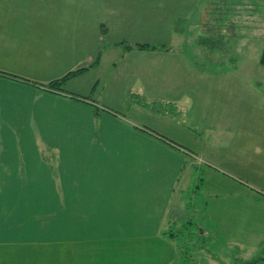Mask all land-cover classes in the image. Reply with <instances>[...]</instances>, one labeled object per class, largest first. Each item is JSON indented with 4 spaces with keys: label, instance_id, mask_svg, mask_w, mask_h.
<instances>
[{
    "label": "rangeland",
    "instance_id": "obj_1",
    "mask_svg": "<svg viewBox=\"0 0 264 264\" xmlns=\"http://www.w3.org/2000/svg\"><path fill=\"white\" fill-rule=\"evenodd\" d=\"M13 2L2 6L0 15L9 17V10L16 1ZM199 2L201 4L188 17L172 21L170 11L147 6L144 0L111 1L117 7L122 5L120 30L109 36L122 42L121 52L126 51L127 45L149 42L161 46L159 55L165 57L154 60L150 66L145 58L140 64L138 54H127L117 70H111L112 65L104 57L97 70L90 69L70 80L76 86L88 88L80 97L90 96L100 106L116 112L117 118L91 107L81 108L84 104L75 100L53 104L41 97L36 106H32L29 100L34 96L29 86L17 79L0 77V175L4 172L6 176L0 178L7 179L6 184L26 185L22 193L11 192V200L25 194L29 197L22 198L24 201L30 199L38 204L40 200L62 199L65 205L71 206L72 197L76 196L72 219L69 217L71 209H58L68 220L65 223L64 218H55L53 224L39 219L24 231L11 233L14 236L11 241L18 244L13 246L14 250L21 254L18 261L31 264H246L257 260L254 264H264V161L258 162V166H249L234 159L228 169L224 166L211 170L208 163L196 157L199 155L194 145L182 139L186 133L199 136L201 130L197 125L208 119L219 120L224 125L233 122L230 131L241 138L264 136V124H256L264 122V68L257 73L251 69L260 67L257 61L264 48V0H223L222 5L227 7L222 9L229 11L226 16L219 10L222 14L218 28L221 37H225L224 40L216 37L215 48L224 41L218 53H208L207 49L196 45L195 38L205 27L202 24L209 23L210 19L201 8L203 0ZM24 3V0L17 1L20 10H17L19 17L15 25L0 21V72L26 81L35 80L26 77L31 63L37 61L38 66L49 55L59 53L63 50L58 47L60 43L69 44L73 58L83 54L95 42L93 23L96 18H102L101 23L106 21L111 26L118 21L113 9L106 10L109 6L104 5L103 0H83V8H78L84 22L89 11L96 18H89L87 25L84 23L76 55L75 50H71V42L76 41L71 38L74 28L67 24L64 35L56 34L59 29L54 27L56 17L52 18L53 27L48 29L37 26L39 22L43 24L40 16L34 26L26 25L35 31L30 35L24 29ZM66 10L68 19L76 16V11ZM175 24L181 27L182 33L175 32ZM103 26L106 27L100 24L99 30L103 31ZM218 28L210 29L215 36ZM206 29L201 33H209V27ZM39 34L52 35L45 48L30 41ZM9 42L12 47L7 46ZM175 50L177 52H172ZM167 51L171 53H163ZM96 53L79 68L94 63ZM177 54L184 59L178 60ZM57 64L58 73L62 63ZM32 70L39 73L40 68ZM30 76L37 75L30 73ZM136 97L146 101L145 106L140 105ZM165 98L191 101H184L187 108L181 113L156 103ZM43 103L47 105L40 106ZM201 106L205 107L201 110ZM33 108L36 109L30 120ZM165 111L170 116L157 115ZM158 118L172 123L176 133L161 132L154 123ZM144 128L162 138L142 131H147ZM163 137L182 150L194 152L192 156L196 159L192 158L190 168L183 166L186 158L181 150L161 140ZM91 156L98 162L109 160L110 164H121L122 177H112L119 179L118 192L101 193V200L106 204L93 200V206L87 204V166ZM181 168H186L183 173V170L180 173ZM140 169H150V173L139 176ZM133 178L140 181L143 189L147 185L149 190L128 191ZM74 180H78L77 191H70L66 184ZM211 187L220 193H212ZM116 195L122 197L117 209L112 207ZM133 196L142 198L136 201ZM154 199L158 202L157 212L163 209L164 215L173 205L170 216L174 220L180 217L179 222L169 224L171 236L170 233L153 234L154 225L150 223L153 224L154 219L141 205ZM31 212L39 213L40 207L28 209L29 216ZM114 217L118 219L112 224ZM102 224L106 230L111 227L108 233L103 231ZM0 248L7 251L5 247Z\"/></svg>",
    "mask_w": 264,
    "mask_h": 264
},
{
    "label": "crops",
    "instance_id": "obj_2",
    "mask_svg": "<svg viewBox=\"0 0 264 264\" xmlns=\"http://www.w3.org/2000/svg\"><path fill=\"white\" fill-rule=\"evenodd\" d=\"M13 1H16V2L12 6L13 8L9 10L10 16L5 18L2 15H0V21L2 23L7 22V25H13V24L15 25V23L18 22L19 14H17L18 13L17 10H20V9L17 7V1L19 0H0V9L2 8V6L8 5L10 2L14 3ZM24 1H25L24 6L26 7V9L24 10V18H23L24 25H25L24 29H27L30 32V35L33 34L35 31H32L33 29L29 30L27 26H30L31 24L34 26L39 16L43 24H40L39 22L37 26L43 25L42 29H48L50 27H53L52 18L56 17L58 18V21L54 24V27L56 26L59 27L56 34H59L61 36L64 35L65 32L67 31L65 29V25L67 24L69 27L74 28L72 31L74 33L71 38H74L76 41L71 42V50L72 51L75 50L76 55H77V52L81 46V44L79 43V33H84V26L87 25L90 21L88 19L89 18L93 19L95 17L94 13L92 11H89V15L88 16L85 15L86 23L84 22V15H82L79 12V8H78V6L83 8V0H24ZM111 1L112 0H103L104 5H106L107 7L109 6L110 8V10L109 8H106V10L110 12L113 9V15L115 14V18H117L119 22L117 21L111 26V24L107 23L106 21L105 23H101L103 21L101 20L102 18L95 17L96 21L93 23V25H94L96 39H95V42L91 44L92 46L90 45L86 49V51L83 52V54L79 56L77 55L75 58H73L70 55L71 51L68 47L69 44L64 43V42L60 44L58 43L59 44L58 47L60 49L62 48L63 50H60L59 53H56L54 55H49L48 57H46V60L41 61L43 66L41 62H39L38 66L35 65L37 61H34L31 63L32 65L30 67V70H27L29 71V74L26 75V77H28L29 80L35 79L34 81H26V80H23L17 77L15 78L17 80H20L21 84L25 83L24 84L25 86L27 87L29 86L32 89V95L34 97L32 100H29L30 105L33 104L32 106H36L38 99H40L41 97H44L46 101H48L49 103L59 104L63 102H71L72 101V99H70L71 94L78 95V96L85 95V93L88 91V88H86L85 86H76L75 83L70 81L72 78L67 80V82L62 86L63 91L51 92V91H48L46 88H43V85L47 84L53 79L60 78L66 72L78 69L81 65H86L85 61L86 60L88 61L90 56L93 53H95V51L97 52L95 54V57H98L96 66L89 68L88 70H86L85 72H83L82 74L78 76H82L86 72L90 71V69L97 70L100 67L104 57L106 61H108V63L112 65V67L110 66L111 70L119 69V66L122 65V60L127 58L126 57L127 54L128 56H131L133 54L135 55L138 54L137 56H139V63L142 64L143 58H145L146 63L150 64V66L153 65L154 60L158 61L162 58H165L164 55L162 56L159 55L160 50L148 49V50H136V51L130 50L129 52H125V53L121 52V50L119 49L121 46L118 45L120 40L118 41L117 39H112L109 36L111 33H117L120 30L119 25L122 24V5L117 7V5L111 3ZM199 1L200 0H144L147 6L153 5L161 11H170L171 13L170 16H171L172 21L174 19L179 20L180 17H184V16L188 17V14L193 9L198 7ZM201 8H204V6H201ZM66 9H68L69 11H76V16H74L73 19L72 18L68 19L67 14H66V12L68 11ZM13 14H15L13 16L14 18L12 17ZM202 14L203 13L201 12V16ZM100 24L101 25L104 24L106 26V27L103 26L104 27L103 31L99 30ZM51 36L52 35H49V34L48 35L39 34V36H37L35 39L31 37L30 41L34 45H35V42H37L42 48H45L46 44L50 43L49 40L51 39ZM10 44L11 43L9 42L7 46L12 47V45ZM146 44L148 46H156V45L149 44V42H147ZM172 52H177V51L175 50ZM163 53L170 54L171 52L167 51ZM177 57L179 58L178 60L184 59V57L178 54H177ZM54 58H58V59L55 61ZM23 62L25 63L24 60ZM59 62L62 63L61 64L62 67H60L59 72L57 73L55 65H58L57 63ZM50 65H54V67H50ZM34 67L40 68L39 73H36L32 70ZM187 68L190 69L189 67ZM260 68H263V67L253 66L251 69L255 70L254 72H256ZM52 71H54V75L52 74ZM30 73H32L33 75H37V76L35 78H32V76H30ZM148 74H151V71ZM251 76L252 74H250V77ZM1 78L7 79L5 76ZM31 83L37 84L38 86L37 87L33 86V84ZM81 97H86V96H81ZM187 99L189 98H186V99L165 98V99H159V100L160 101L162 100L164 102L174 103L181 107H184L185 106L184 101ZM190 101L191 99H189V103ZM79 104H84V106H80L81 108L89 109V107H91L93 108V110L98 109L104 112L103 110L104 107L100 106L99 102L95 100L88 101L87 103L81 102ZM43 105L45 106L47 104L43 103L40 106H43ZM76 106H79V105H76ZM204 107L205 106H201L200 107L201 110ZM35 109L36 108H33L31 110L30 120L32 119V117H34ZM0 111L2 110L0 109ZM112 115L113 114H111L110 116ZM114 116L116 118L118 117L116 115ZM154 123L157 125L158 128L160 127V131L163 133H166V132L172 133V134L176 133L174 129L175 126L169 121H162L160 120V118H158L156 121L154 120ZM225 124L226 125H224L219 120L208 119L202 122L201 124L197 125L199 129L201 130V134L199 136L196 137L195 135L186 133V135L182 136V139L185 141H189L190 144L194 145L196 151L198 152L197 155H199L196 157H198L200 160L202 159L204 163L205 162L208 163L211 170H213V167L220 168V167L225 166L227 168V166L232 165L231 161L234 159L237 160V163H238V160L240 159L241 164L249 165V166H254V165L258 166L256 165L258 162L264 161V136L258 135L259 136L258 138H254L252 136L248 139H246L245 138L246 136H244L241 138V137L234 135L233 131L232 132L230 131L231 128H233V122H228ZM256 124L263 125L264 122L262 121ZM174 136L178 137L177 135H174ZM184 156L186 158L184 167L190 168L192 165V161H191L192 158L193 160H195L196 158L195 156H193L190 160L189 159L190 156H187L185 154ZM248 157L249 159H247ZM186 168L182 169L183 170L182 173L185 171ZM87 171H88L87 176L89 177V179L87 180V189H86L88 191L87 204H89V206H93L92 200L93 202H98V203L100 202V204H106V202L101 200V193H104L106 191L112 192V190H116V192H118L117 186H120V185H117V184H118L119 179H112V177H122L121 169H118V170L87 169ZM3 173L4 172H1L0 177H6L5 173L4 174ZM215 174L216 173H214V175ZM7 182H8L7 179L4 180L3 178H0V183H2L0 185V246L7 248V251H4L3 249L0 248V260H1L0 264H31V263H22L21 261L17 260V257L21 256V254H17V252H15L14 250L15 247L13 246H17L18 244H14L11 241L12 240L11 237H14L13 235H11V233L12 232L14 233L16 231L20 233L24 231L26 228L30 227L33 221L38 222L39 219H42L43 221H50L49 224H53L55 223V218H64V223H65L68 220H65V217L63 216L64 215L63 211L66 208L71 209L69 217L70 219H72L73 207H76V200H75L76 196L72 197V200L70 202L71 206L65 205L62 199H58L55 202H53L52 200H47V199L40 200L38 204H36L35 202H31L30 200L24 201V199H22L24 197L20 199L19 196L16 197V200L15 198L11 200V196H9L8 193H11L13 191L16 193H19L21 191L24 192L26 191L25 189L26 185L25 186L23 185L21 187L19 185H12L11 183L6 184ZM111 182H115V184H111ZM77 184H78V180H74L72 181L71 184H66V185H69L70 191L71 190L77 191ZM238 184L239 183L235 182V186H238ZM119 188L120 187H118V189ZM210 189L212 193H220L216 188L211 187ZM127 190L137 191V192L139 191L147 192L149 189H148V186L146 185V188L144 189L141 186L135 187V188L132 186H129ZM8 197L10 201H8ZM134 198L136 199V201H140L142 197L139 196L138 198L137 197H134ZM67 200L69 202V198ZM121 200H122V197L119 196L118 198V195H116L113 198L112 207L116 209L119 208L118 204L119 202H121ZM142 201L144 200L142 199ZM156 201L157 200L154 199V201H147V202H144V204L142 205L140 204V205L143 206L145 209H147V215H149V217L154 219V223L153 224L150 223V226L154 225V227L152 228L153 234H155L156 236L158 235L162 236L166 233H170V228H169L170 223L179 222L180 219L174 220L172 216H170L171 209L174 208L173 205H171V208L169 209L168 212L165 211L164 215L161 213L163 209L160 210V212H157L155 208L157 207L158 202L156 203ZM31 206L32 207L39 206L40 212L39 213L31 212V216H29L27 212ZM168 207H170V205H168ZM168 207L166 206L165 209L168 210ZM58 209H61L63 211L58 212ZM137 214L138 213H134L133 215H137ZM50 215H54V216H51L50 218ZM117 219L118 217H114L111 223L114 224ZM106 223L107 225L110 224L109 222H106ZM120 223L121 221L119 220L118 224ZM137 224H140V223L137 222ZM110 228L111 227H108V230H106L105 225L102 224V229L104 232L109 231ZM34 252L35 251H33L32 256L34 255ZM35 264H39V263H35Z\"/></svg>",
    "mask_w": 264,
    "mask_h": 264
},
{
    "label": "trees",
    "instance_id": "obj_3",
    "mask_svg": "<svg viewBox=\"0 0 264 264\" xmlns=\"http://www.w3.org/2000/svg\"><path fill=\"white\" fill-rule=\"evenodd\" d=\"M200 4H201V2H199ZM222 4H224L223 3V0H203V3H202V5L201 6H204V8H202V10H204V15L206 16V17H208V18H210L208 21H209V23H205V24H202L203 25V29H204V31H206L207 29H206V27H209V29H208V32L209 33H201V30H203V29H200V32H198V34H197V36H196V38H195V42H197V47H202V48H204V49H207L208 50V53H212V52H214V53H218V49L220 48V50L222 49V46H223V44H224V41H220V45H219V48H215V46H217V41H218V39L216 38L217 36L219 37H221V35H220V27L218 28V26H219V24H220V20H219V15H221L222 13L219 11L220 9L223 11V12H225V15L227 14V12L229 11V10H227V8H224V9H222V7H227V5H222ZM200 13V12H199ZM200 16V15H199ZM227 16V15H226ZM207 18V19H208ZM219 23V24H218ZM211 27H215V28H218V30L216 31V33H218V35H216L215 36V33H214V31H211L210 29H211ZM174 30H175V32H177V33H182V29H181V27L180 26H178L177 24H175V26H174ZM224 35H222V37H221V39H223L224 40ZM216 42L215 44H213V42ZM118 45H120V46H122V42H120V43H118ZM148 50V49H150V50H162V48H161V46H148L147 44H136V45H133V46H130V45H127L126 46V51L125 52H127V51H130V50ZM164 50H168V49H164ZM125 52H123V53H125ZM223 53V52H222ZM98 58V57H97ZM258 64L261 66V67H263L264 68V48L261 50V52H260V54H259V57H258ZM96 64H97V59H96V61H94V63H92V64H90L89 66H87V67H84V68H78V69H76V70H73V71H69V72H66L65 74H63L60 78H56V79H53V80H51L50 82H48L47 84H44L43 85V88H46L48 91H51V92H53V91H63L62 90V86L67 82V80H69V79H71V78H73V77H76V76H78V75H80V74H82L83 72H85L86 70H88L89 68H91V67H94V66H96ZM234 66H235V68H236V61L234 62ZM3 73V74H2ZM5 75V77L6 78H9V79H15L16 77H14V76H11V75H9V74H7V73H4V72H0V76L1 77H3ZM31 84H33V83H31ZM30 84V85H31ZM33 86H38L37 84H33ZM135 97V96H134ZM137 98V97H136ZM70 99H72V100H75V101H77V102H79V103H87L88 101H93L91 98H90V96H86V97H80V96H78V95H70ZM139 101H140V105H142V106H145V105H143V103H147L146 101L144 102V101H142V98H137ZM156 103L157 104H159V105H165V106H169V107H171L172 109H174V110H177L178 112H181V113H184V111L186 110V108L185 107H181V106H179V105H177V104H174V103H170V102H164V101H156ZM103 110L105 111V112H107L108 114H113V115H115V113L113 112V111H111V110H109V109H104L103 108ZM112 113H111V112ZM157 115H159V116H170L169 114H167V112L165 111L163 114H161V113H159V112H157ZM144 129H146V128H144ZM147 131H145V130H142V131H144V132H146V133H148V132H151L150 134H153L154 136L153 137H156V138H158V136L159 137H161L160 135H155L152 131H148V129H146ZM149 134V133H148ZM162 138V137H161ZM160 139V138H159ZM161 140H163L164 142H166V141H168L169 143V145L171 146V147H173V148H176V149H178L177 147H176V145L175 144H173L172 142H170L169 140H167L166 138L164 139V137H163V139H161ZM178 150H180V149H178ZM185 151H187V152H184V151H182L181 150V152L183 153V154H185V155H187V156H190L189 157V159L191 160V158L193 157L192 155H193V153L190 151V150H187V149H184ZM90 163H89V165L87 166V169H106V170H118V169H120L121 168V164L119 163V162H117V163H115V164H110L108 161H104V162H102V161H100V162H98L96 159H92V157H90ZM101 160H103V159H101ZM95 162H98L99 163V165L98 166H96L95 165ZM184 164H185V161H184ZM184 164H183V166H184ZM91 166V167H90ZM130 169V168H129ZM182 169L183 168H181V170H180V173H181V171H182ZM127 174H128V172H126ZM135 173V172H134ZM141 173V174H140ZM144 173H150V169H148V170H145V169H140V171H139V173L138 174H140L139 176H141V175H144ZM123 174V173H122ZM137 177V176H136ZM111 184H115V182H111ZM130 186H132V187H139L140 186V181L139 180H136V179H130ZM19 193H22V191L21 192H19ZM8 195L10 196L11 195V193H8ZM6 196V195H5ZM22 197H24V198H26V197H29V196H26L25 197V194L24 195H21L20 196V199L22 198ZM30 200V199H29ZM31 209L33 208L32 206L30 207ZM176 219H180V218H176ZM176 223V222H175ZM170 235H172L171 234V230H170ZM257 262V260L256 261H252V262H249V263H246V264H254V263H256Z\"/></svg>",
    "mask_w": 264,
    "mask_h": 264
},
{
    "label": "water",
    "instance_id": "obj_4",
    "mask_svg": "<svg viewBox=\"0 0 264 264\" xmlns=\"http://www.w3.org/2000/svg\"><path fill=\"white\" fill-rule=\"evenodd\" d=\"M3 74V73H2ZM5 76V75H4Z\"/></svg>",
    "mask_w": 264,
    "mask_h": 264
}]
</instances>
